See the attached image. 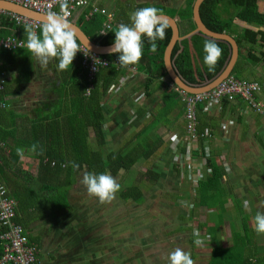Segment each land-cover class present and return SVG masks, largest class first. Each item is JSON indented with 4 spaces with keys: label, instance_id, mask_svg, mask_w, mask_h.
<instances>
[{
    "label": "crops",
    "instance_id": "crops-1",
    "mask_svg": "<svg viewBox=\"0 0 264 264\" xmlns=\"http://www.w3.org/2000/svg\"><path fill=\"white\" fill-rule=\"evenodd\" d=\"M186 2L187 0H92L91 6L107 10L111 20L130 19V14L140 5L160 7L165 11L164 15L175 13L173 18L183 40L191 34L187 33L190 23L179 19V15L186 9ZM259 7L262 12L264 0H259ZM81 12V9H77L69 20L76 22ZM2 15H7L17 26L31 25L27 21H17L13 13L6 11L0 13V42L11 40L21 44L13 49H6L0 45V79L3 82L0 92V177L5 179L8 192L19 194L24 206L30 207L21 217L25 219L24 232L29 242L30 240L37 242L39 264H94L97 256H90L88 259L82 256L81 251L88 248L79 240L81 224H75L82 214L81 201L72 202L74 192L80 191L83 176L77 178L68 193L67 198L72 210L55 212L59 210L60 203L54 205L52 209L48 205L44 206L45 200L54 199L57 192L49 186V175L45 167L47 163H41L37 154L41 155L48 151L45 147L48 142L45 141L51 132L45 131L44 127L48 128L52 123H61L64 128L61 137L67 136L69 128L73 125L76 127L78 122L80 128L81 116L77 118L72 115L80 108L74 94L76 81L73 80L74 76L78 75L77 70L73 67L58 70L55 58L50 61L47 68L41 67L25 47L26 43L21 39L18 30L4 26ZM234 24L240 31L247 29L258 32V43L251 45V48L238 47V58L230 76L264 86V38L260 35V32L264 34V26H251L238 19L234 20ZM203 48L204 45L196 48L195 60L198 63L201 62L202 55H205ZM200 50L201 56L198 55ZM248 52L249 58L246 56ZM127 71V75L110 87L102 102L107 152L117 150L124 140L135 138L151 115L155 117L154 127L149 129L148 135L142 136V140L150 139L149 142L154 143L153 148L157 152L147 165L144 161L140 162L142 167L144 166V169L148 167L159 174L156 184L160 189L163 186V179L166 178L171 185L174 182L178 190L179 181L186 184L189 190L187 189L185 194L177 193L175 197L177 201L187 202L186 205L189 207L182 202L180 204L185 212L188 211V215L193 211L195 216L193 221L197 223V230L198 223H204L208 215H211L212 223L218 225L213 243L207 241L203 247L192 246L190 243L192 247L190 254L195 264H206L215 245L231 247L233 231L244 234L245 230L252 239L253 250L264 263V234L255 231L254 219L258 212L264 214V116L253 111L237 97L232 101L223 98L209 112H204L203 130L209 132L210 138L202 142L203 149H206L208 158L211 156L216 166L223 170L221 185L223 191L232 197V200H227L224 205L226 210L223 214L224 221L218 223L216 212L204 207L194 208L198 186L196 188L191 186L187 178L185 181L178 180L172 166L171 160L175 150L185 147L183 106L176 101L175 107L165 106L166 102H172L166 95L173 83L167 76L155 79L145 86L147 71L143 67H129ZM255 98L264 104V90ZM89 136L93 144L94 137L91 131ZM61 137L54 134L56 141L57 139L60 141ZM33 144L38 145L35 153L30 151ZM17 148L25 150L23 159L17 155ZM54 148L57 150L58 145ZM202 156L193 155L192 159L198 163ZM176 169L175 171L178 170ZM184 174L187 175L186 170ZM208 175L204 176L203 181ZM146 204L147 202L144 203ZM188 215L185 214L183 217L187 218ZM191 229L192 226L188 225L181 230ZM202 237L207 239L208 235ZM199 248H205L208 254L200 255Z\"/></svg>",
    "mask_w": 264,
    "mask_h": 264
},
{
    "label": "trees",
    "instance_id": "trees-1",
    "mask_svg": "<svg viewBox=\"0 0 264 264\" xmlns=\"http://www.w3.org/2000/svg\"><path fill=\"white\" fill-rule=\"evenodd\" d=\"M193 2L194 0H187L186 9L179 15L181 21L190 23L187 33H191V31L195 29V25L192 22ZM92 7L93 6L90 4V6L85 9H81L82 12L78 16L75 24L95 45H112L115 40L114 33L117 27L122 23L129 26L131 25V20L129 18H117L111 20L112 27L110 30H104L103 25L107 22V16L100 13H92ZM144 7H155L161 14H165L162 8L156 6L140 5L136 7V10ZM56 11H58V8H56ZM105 13L108 14V11L105 10ZM199 14L206 28L214 33L231 36L239 49L244 47L247 48V46L251 48V45H256L258 43V32L247 29L240 31L238 26L234 24L235 19L243 21L251 26H264V10L261 12L259 0H204L200 5ZM168 16L173 18L175 13L169 14ZM2 20H4L3 24L5 27L17 29L18 33H20L19 35H21V39L25 43L27 42V34L24 31L25 25L17 26L7 15H2ZM41 28L42 24L38 25L35 30L38 35L41 32ZM260 35L261 38H264V34L260 32ZM170 38L171 29L168 26L165 38L157 41V50L155 53L149 51L150 45L147 39L143 38V55L136 65L120 66L118 54L100 56L111 62V64L107 67H99L92 76L89 75V70L84 64V55L77 52L72 61V65L69 67L75 68L78 73V75L74 76L75 80L73 81H76L74 94L77 96L80 108H77L72 115L77 118L81 116L80 128L78 122L76 123V127L73 125L69 128L67 136L61 137L64 133V128L61 123H52L48 128L44 127L45 131L48 130L51 132L50 137L46 138L45 141L48 142V145H45L48 151L41 155L40 153L37 154L40 156L41 163H47L45 167L49 175V186L54 188L57 192L54 199L45 200L44 206L48 205L50 206L49 208L52 209L54 205L57 206L60 203L59 210L55 212H59L60 210L69 212L72 210L67 198L68 193L77 178L79 176H84L85 173H93L96 175L107 173L115 177L120 172H124L120 177V191L117 193L118 197L122 201H130L137 205L145 202L144 189L147 190L151 188L152 185L156 184L159 180V174L146 167L145 171L140 173L137 178L133 180H130L129 177L125 179V176L131 172L132 168L137 163L144 161L147 165L155 157L157 151H154V143H150V139L143 141L142 136L149 134L148 131L151 127H154L156 118L151 115L150 119L146 122L143 129L137 133L135 138L124 140L117 150L107 152L104 137V113L102 102L110 87L114 86L121 77L128 74L127 68L129 67H143L147 71L145 86L151 84L155 79L167 77L163 64V53ZM206 41H214L222 49V55L215 66L214 72L208 71L207 66L204 64L205 55H202L201 50L198 51V55L203 56L201 62L198 63V61L195 60V55H197L195 53L197 50L196 48H198L199 45H204ZM246 56L249 58L250 53L248 52ZM230 57L231 47L227 42L211 39L197 32L189 34L186 39L179 40L175 44L171 53V64L182 82L192 88H201L214 81L223 72ZM55 60L58 64L59 58H55ZM115 62H117V65H115ZM180 90L181 89L173 85L167 93V97L165 96L166 98H170L172 102L167 103L164 97L163 99L166 102L165 106L167 108L175 107L176 102L181 103L184 114L185 104L181 100ZM174 101L176 102L174 103ZM196 111L198 119L197 129L201 132L204 131L202 122L205 120L203 104L197 105ZM56 117H58L57 114ZM90 131L94 137L93 144L90 142ZM54 134L56 136L60 135V141L59 139H57V141L54 139ZM204 141L205 139L200 140V144H198L200 149L193 152L194 156L204 155L202 144ZM55 145H58L57 150L54 148ZM179 150L184 153L185 147H180ZM74 164L79 167L74 168ZM172 166L174 167V172L179 176L180 171L177 170V167L175 168L174 165ZM207 166L211 169V173L204 181H201L197 185V199L194 203V208L198 209L204 207L209 211L216 212V220L218 223H221L224 221L223 214L226 212L224 205L227 200H232V197H229L225 191H223L221 180L224 177V172L220 167L216 166L211 156L207 158ZM175 169L177 171H175ZM0 182L4 184L5 187L7 186L5 179L1 177ZM8 194L16 201L14 221L24 229L25 219H23L21 215L23 216L26 214L30 207L24 206L19 194H12L9 192ZM210 217L211 215H208L204 223H198V230L204 233H200L201 238H203V235L211 236V241L213 243L215 239V230L218 225L213 224ZM194 219L195 216L193 211L187 218H181V220L185 222H190ZM244 232V234H240L233 231V243L231 247L215 245L206 264H264L261 258L258 257V253L253 250L254 245L251 237L247 235L246 230ZM194 239L193 237L190 241L192 246H196L194 244ZM30 242L37 245L36 241L30 240ZM1 255L2 246L0 241V257ZM192 259L194 260L193 256Z\"/></svg>",
    "mask_w": 264,
    "mask_h": 264
},
{
    "label": "rangeland",
    "instance_id": "rangeland-1",
    "mask_svg": "<svg viewBox=\"0 0 264 264\" xmlns=\"http://www.w3.org/2000/svg\"><path fill=\"white\" fill-rule=\"evenodd\" d=\"M144 171V166L139 162L125 179L129 177L133 180ZM123 174L120 172L114 177L118 183ZM186 177L185 174L179 175L177 179L185 181ZM162 182L161 189L157 184L144 189L146 205V202L137 205L122 201L118 194L111 202L100 203L98 198L87 193L81 183L78 187L80 191L74 192L72 202L81 201L82 214L75 224H81L79 240L88 248L81 251L83 258L97 256L94 264H169L168 257L176 248L190 253V240L194 230H197V223L181 221L183 215H188V211L183 210L180 202L186 201H177L175 197L177 193L185 194L189 188L179 181L178 190L174 182L171 185L167 178ZM188 225L193 229L181 230ZM204 249H198L202 256L208 254Z\"/></svg>",
    "mask_w": 264,
    "mask_h": 264
},
{
    "label": "built area",
    "instance_id": "built-area-1",
    "mask_svg": "<svg viewBox=\"0 0 264 264\" xmlns=\"http://www.w3.org/2000/svg\"><path fill=\"white\" fill-rule=\"evenodd\" d=\"M8 3L21 6L36 13L45 14L49 11L60 13L61 5L64 0H0ZM92 0H67V11L72 13L77 9H85L90 6ZM58 8V11H56ZM92 13H100L107 16V22L103 25L104 30H110L111 16L106 14L104 10L92 7ZM1 13V11H0ZM17 21H27L34 29H37L40 23L13 15ZM0 45L6 49H13L21 44L14 43L11 40L0 42ZM81 54L84 55V64L89 70V75L92 76L99 67H107L111 62L98 55L87 52L81 46ZM117 65V62H115ZM3 88V82L0 79V92ZM178 90V89H176ZM264 90V86L255 82L240 81L233 76H228L217 87L199 94H187L180 90L181 100L185 104L184 120H185V152L176 149L173 153L172 163L180 171V175H184V170L187 172V179L193 186L198 185L203 181L204 176L211 173V169L207 167L208 154L204 149V155L195 163L192 159L193 152L198 151V142L201 139H209L208 131H198L197 129V111L196 106L203 104L204 112H209L214 105H217L221 99L232 101L240 98L253 111L264 116V104L258 101L255 97ZM185 178V179H186ZM185 205L187 204L184 203ZM189 207V205H186ZM16 210V201L8 194V190L4 184L0 182V241L2 246V255L0 264H39L38 262V247L30 243L24 229L21 225L14 221ZM205 242L207 239H204Z\"/></svg>",
    "mask_w": 264,
    "mask_h": 264
},
{
    "label": "clouds",
    "instance_id": "clouds-1",
    "mask_svg": "<svg viewBox=\"0 0 264 264\" xmlns=\"http://www.w3.org/2000/svg\"><path fill=\"white\" fill-rule=\"evenodd\" d=\"M61 12L49 11L42 24L41 32L38 35L31 25H25L24 31L27 34L25 47L37 59L41 67L47 68L50 61L59 58L58 70H66L72 65L77 52H81V44H78L76 31L73 29L68 16L67 0L61 5ZM131 25L120 24L115 30V40L109 49L110 54H118L119 65L122 67L136 65L143 55V38L147 39L150 45L149 51L155 53L157 41L163 40L169 24L165 17L155 7H144L130 14ZM87 52L90 45H84ZM203 51L204 64L209 72L215 71V66L222 55V49L214 41H206ZM91 91V90H86ZM38 145L33 144L31 152H37ZM24 149L17 148V155L23 159ZM78 168V165H73ZM82 184L86 187L90 196L98 198L100 203L111 202L120 191V184L116 179L107 173L99 175L85 173ZM247 204V202H245ZM255 231L264 234V214L255 215ZM194 244L203 247L205 240L201 238L199 230H194ZM211 242V236L207 237ZM169 264H195L189 252L176 248L170 253Z\"/></svg>",
    "mask_w": 264,
    "mask_h": 264
},
{
    "label": "water",
    "instance_id": "water-1",
    "mask_svg": "<svg viewBox=\"0 0 264 264\" xmlns=\"http://www.w3.org/2000/svg\"><path fill=\"white\" fill-rule=\"evenodd\" d=\"M203 1L204 0H195L193 3V6H192V22L195 25V29L191 32V34L198 32V33H201L208 38L225 41L231 47V57H230V60L227 64V66L223 70V72L214 81H212L211 83H209L208 85H206L204 87H201V88L189 87L184 82H182L180 80V78L177 76V74L175 73V71L172 67V64H171V53H172V50H173L175 44L179 40H181L182 37L180 36L179 27H178L175 19L171 18L170 16L163 15L165 17V19L167 20L169 27L171 29V38H170V40H169V42H168V44L164 50V53H163L164 69H165V72H166L168 78L173 83V85L176 86L177 88L181 89L182 91L188 93V94L206 93V92L214 89L215 87H217L224 79H226L228 76L231 75L232 69L235 65L237 58H238V46H237L235 40L231 36L226 35V34L214 33L212 31H210L208 28H206V26L203 24V22L200 18V14H199V8H200V5L203 3ZM0 10L6 11L9 13H13L15 15L22 16L24 18L38 22L40 24H43L44 18L47 14V13H45V14L36 13L34 11L23 8L21 6H17L15 4L4 2V1H0ZM70 23H71L73 29L77 33V37H78L77 42L79 44H81V46L85 50H87V49L84 47V45L87 46L89 44L90 45L89 53H92V54H95L98 56L111 55L109 53V49L113 46V44L109 45V46L95 45L76 26L74 21H70Z\"/></svg>",
    "mask_w": 264,
    "mask_h": 264
}]
</instances>
